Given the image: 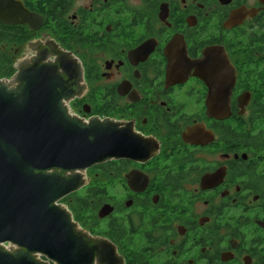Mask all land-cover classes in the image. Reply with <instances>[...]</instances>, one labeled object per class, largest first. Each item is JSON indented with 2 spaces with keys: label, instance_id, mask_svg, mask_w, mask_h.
I'll return each instance as SVG.
<instances>
[{
  "label": "flooded vegetation",
  "instance_id": "obj_1",
  "mask_svg": "<svg viewBox=\"0 0 264 264\" xmlns=\"http://www.w3.org/2000/svg\"><path fill=\"white\" fill-rule=\"evenodd\" d=\"M14 1L36 20L0 23V72L64 51L86 87L74 113L156 148L86 170L100 196L80 227L117 264H264V0Z\"/></svg>",
  "mask_w": 264,
  "mask_h": 264
},
{
  "label": "water",
  "instance_id": "obj_2",
  "mask_svg": "<svg viewBox=\"0 0 264 264\" xmlns=\"http://www.w3.org/2000/svg\"><path fill=\"white\" fill-rule=\"evenodd\" d=\"M35 20L16 1L0 0V23L32 27ZM50 56L0 79V264H117L115 247L90 236L61 200L84 188L87 169L119 158L144 161L156 148L129 124L72 113L69 103L86 89L83 72L64 51ZM225 83L228 94L235 72ZM212 97L208 115L227 116L228 95L224 108Z\"/></svg>",
  "mask_w": 264,
  "mask_h": 264
},
{
  "label": "trees",
  "instance_id": "obj_3",
  "mask_svg": "<svg viewBox=\"0 0 264 264\" xmlns=\"http://www.w3.org/2000/svg\"><path fill=\"white\" fill-rule=\"evenodd\" d=\"M13 74L14 72L12 69L7 68L5 72H0V78L7 79ZM92 111L94 114L102 117H106L111 114L110 108L106 106L94 105ZM99 196L100 195L97 194L95 186H89L83 195L79 193L71 194L63 198L61 203L67 206L68 210L72 213L74 220L80 224L85 215L87 216L86 219L94 218V211Z\"/></svg>",
  "mask_w": 264,
  "mask_h": 264
},
{
  "label": "rangeland",
  "instance_id": "obj_4",
  "mask_svg": "<svg viewBox=\"0 0 264 264\" xmlns=\"http://www.w3.org/2000/svg\"><path fill=\"white\" fill-rule=\"evenodd\" d=\"M70 110L72 111V113H74V110H72L71 108H70ZM93 177L91 178V181L93 182ZM110 193H109V195H111V193H112V191H109ZM79 194H81V195H83L84 193H83V191H79L78 192ZM64 206H66L65 204H63ZM67 207V206H66Z\"/></svg>",
  "mask_w": 264,
  "mask_h": 264
},
{
  "label": "built area",
  "instance_id": "obj_5",
  "mask_svg": "<svg viewBox=\"0 0 264 264\" xmlns=\"http://www.w3.org/2000/svg\"><path fill=\"white\" fill-rule=\"evenodd\" d=\"M75 114V113H74Z\"/></svg>",
  "mask_w": 264,
  "mask_h": 264
}]
</instances>
